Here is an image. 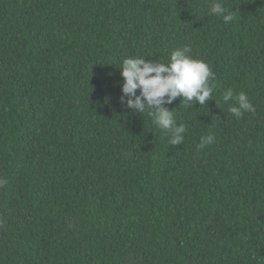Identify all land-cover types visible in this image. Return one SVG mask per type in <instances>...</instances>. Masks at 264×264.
Here are the masks:
<instances>
[{"label": "trees", "instance_id": "1", "mask_svg": "<svg viewBox=\"0 0 264 264\" xmlns=\"http://www.w3.org/2000/svg\"><path fill=\"white\" fill-rule=\"evenodd\" d=\"M223 4L0 0V264H264V0ZM183 45L214 91L171 146L118 67Z\"/></svg>", "mask_w": 264, "mask_h": 264}, {"label": "clouds", "instance_id": "2", "mask_svg": "<svg viewBox=\"0 0 264 264\" xmlns=\"http://www.w3.org/2000/svg\"><path fill=\"white\" fill-rule=\"evenodd\" d=\"M212 15L222 17L224 23L235 19V13L227 9L223 0H211L209 9ZM191 49L183 45L170 52L166 62L146 60L145 56H128L122 59L120 75V102L135 113H147L154 124L170 137L169 145L176 146L183 143L187 126L177 123L173 110L165 105L179 97L180 101L194 103L200 106L212 100L214 87L209 81L214 79L210 66L203 60L189 55ZM138 91V94H137ZM235 99L236 104L230 105V113L239 119L245 112H254L255 106L248 96L241 92L233 93L228 89L223 95V102ZM187 108V104H186ZM214 137L209 135L201 138V147L211 144ZM7 183L0 179V187Z\"/></svg>", "mask_w": 264, "mask_h": 264}]
</instances>
